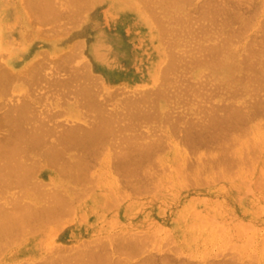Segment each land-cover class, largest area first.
I'll list each match as a JSON object with an SVG mask.
<instances>
[{
  "label": "rangeland",
  "instance_id": "374dc122",
  "mask_svg": "<svg viewBox=\"0 0 264 264\" xmlns=\"http://www.w3.org/2000/svg\"><path fill=\"white\" fill-rule=\"evenodd\" d=\"M2 1V8L9 11L12 18L10 17V19L5 21L2 49L0 50V52L4 53L5 56L10 55L12 52H14L17 66L20 71L26 70L32 64L35 65V62L37 61L43 62L44 64H46V66L42 69V72H44V74H46L48 78L50 76L55 77L59 75L55 78L50 77L51 79L71 78L74 75L71 72H74L73 70L75 67H78L77 71L78 73H81L83 70L87 69V67L84 66L86 62H90L91 60H94L96 62V59L94 58L83 56V51H85L84 49L86 47V44L90 43V41L92 40V38L90 37L86 40V36H88V34L95 35L96 33L104 29L113 28L115 30L116 27L111 26L115 24L116 20H119L118 18L114 17L115 14L119 12V10H129L128 12H130L131 14H143L141 15V17L145 16L143 18H147L146 20H148L149 23L146 26L150 29H154L155 33H157L155 41L151 43H155L158 48H161L164 51L167 60L169 59V57L168 52L166 51H169L171 49V52L174 51L173 53H177L178 51L180 54L182 52L181 56H183L184 51L186 53H184V55H188L193 51L197 55H199L200 53L203 54V52L207 50L206 48L208 47H206L205 49L202 47L204 49L202 50V48L200 49L199 47V43L200 45L202 43H206L209 45L210 42L214 44L218 39L219 46H221V43H224L222 42L221 38H224V34L227 35V32L224 29L228 27L231 29L232 27H234L231 30L229 29L231 33L232 30L236 29L237 25L239 26V24L245 23L246 18L247 20L244 24L246 26L240 25L244 30L246 27V32L244 30L243 32H241L242 34L238 32L239 38L237 36L238 34H235L237 38L235 39V37L232 36L231 38H234L232 39L234 41L232 42V40L230 39V43L228 42L230 46L228 45V47L226 45V51L229 50L226 53L224 51L225 55L228 56V61H225L226 63L234 60H236V62H241L243 60V57L247 53V48L245 46L247 44L248 47L251 38L253 37L252 40L254 41H251L253 45L251 44L252 46L249 48L257 47L256 42L258 41V39L256 40L255 36L264 35V32H262L264 26H261L262 24H264V21H261V19H264L262 18L264 17V0H251V3L249 4L248 2H250V0H236L234 4H229V6L231 7L234 6L233 8L236 7L235 9L230 8L234 12L235 10H237V4L240 6H238L239 10L237 11L239 13L240 11L243 12L240 13L241 18L240 16L237 17L240 18L238 19V22L233 24L235 21H232V24L236 26L230 24L231 27L230 25L227 26L224 24L223 18L225 15L221 17L218 16V14L217 16L219 18L217 19L219 20L221 18V23H223V26L225 25L224 29L219 27V23L221 20H214L215 24H213V26H216L212 28V23H210L209 20V17L211 19V15L208 14L209 17L207 14H205L204 16L201 15L202 13L200 10V3L201 1L204 2V0H201L200 2H198L199 0H192L187 1L186 3L183 2V4L180 2L182 4L180 5V7L177 5L180 4L179 2L177 3V0L176 2H169L170 5L169 3L167 5L169 7L162 6L161 3L164 4L163 0H160L159 3H153V0L149 5L153 7V11H151L152 8L148 6L143 7L141 5L142 3H140L139 0H89L83 10L77 14L71 13V10H73L71 9V6L74 7V5H70L69 9V4H67V7H64L66 6V2H63L64 0H55V3L57 4H55V6H58L61 9H58L57 7V10L61 12V16L58 15L57 17L45 23L37 22L27 18L28 14H25L24 12L25 6L23 5V1ZM56 1L62 2L65 5H58L60 3ZM221 1H227L228 3L230 0ZM203 2L201 3V5L203 4ZM158 4H160L159 7H157ZM197 4H199L198 6H200L199 9L198 7L197 9L195 8V5ZM124 6L126 7L125 10ZM162 8L164 9L163 11ZM165 9L169 11H166ZM62 10H64L65 12ZM159 10L161 11L160 13H158V15H161L160 17L156 13L159 12ZM198 12H200V14ZM152 13H156L155 15L159 17V21L158 19H155L157 17L151 15ZM251 13L255 15L253 16L251 15ZM246 14L248 16H246ZM198 15H201L202 17H205L207 15L206 18L208 17V19H201V16L198 17ZM171 17L176 19L172 20ZM179 17L182 18V20L179 19ZM254 17L255 20L253 19ZM161 18H166L164 22L165 25H161L160 21H164V19ZM168 18L172 22H170ZM237 18L234 20L237 21ZM188 19H190L191 21ZM154 20H157L158 23ZM207 20L209 21L207 22ZM240 20H243L244 22L242 21L241 23ZM217 21L219 22L218 24L216 23ZM167 22L170 23L168 24ZM260 22L262 23L260 24ZM205 23H210L211 25L209 24V26H212L210 27L211 29ZM221 23L220 26H222ZM158 24H160L161 27H166H162L163 30H167L169 27H173L170 30L168 29L169 32L167 31L166 34L162 32V34H165L163 35L166 36V40L164 37H162L163 35L161 34L160 30L162 28L159 29ZM203 24L206 26V29L209 28L213 32L208 29L207 31H204L205 28H201ZM248 25L250 28L247 27ZM260 26L262 28H260ZM174 27L175 31L180 30V33L178 31L177 34V32L173 30ZM239 28L241 29V27ZM214 29L216 31H214ZM222 29L225 33L222 32ZM171 30H173L174 32H172ZM217 30L222 32L221 33L218 31L221 35L218 34ZM237 30H235L234 32H237ZM214 32L217 33L218 36L220 35L221 38L219 36L215 39L216 34ZM172 36L175 38V40L172 38ZM258 36L256 38H258ZM167 37H169L170 41H172V39L174 40V45H172V42L168 41L169 44L171 43V47L169 46L171 49L167 48L169 45L168 43H166ZM209 38H211L212 40ZM218 42H216V44ZM247 42H249V44ZM57 43H64V46L62 48H58ZM211 43L210 45L212 46L213 44ZM203 44L201 46L205 47L206 44ZM195 46H198L199 48H196ZM184 48L188 50L190 48L191 49L188 51ZM197 49L200 51H198ZM68 51L72 52L73 57L70 58V60L64 62L65 68L60 69L55 67L56 65L54 64L56 63L53 60L58 59L60 55ZM20 53H22L21 58L18 57ZM230 53H236V55H231ZM242 53L244 55H242ZM261 54V58L264 59V53ZM167 60L163 61V64ZM188 67L186 68L187 70L185 69V71L183 68H181V71L183 70L182 74H184V80L182 78V74H180V80H178L177 74H179V72L181 73V71H178V73L175 74L177 80H172L171 83L168 82V87H171L172 85L186 86V84L188 85L192 81L196 85H199L198 83L201 81L200 79H202V81L204 80L202 83L203 86L204 84H206L204 88H207H205L206 90L204 88V90L202 89L203 93L194 94V90L189 89L187 94L181 92L182 96H179V94L177 96L172 95L173 97L168 96L169 98L166 97L167 99L165 97L160 98L162 103L164 104L163 110L166 109L167 111L171 110V112H175L174 114H170L169 112V114L173 116V120H175V118L177 117V113H180L178 116H183V118L178 121L177 127L179 125L180 126L176 129V131L173 132V130L170 128V122H168L169 126L167 125L166 121L164 124L160 122L161 125H158V119L156 121L155 118H149L148 121L144 119V121H140V123L138 122V124L136 125V128L138 127V129L143 130V132H139H142L143 135L148 133L146 134V136H149V138L151 139L153 137L155 138L156 136L158 137V134L160 132V136L163 133V139L164 136H166V139H164L166 142L163 149H158L157 154L156 152H153L150 160H148L145 164L143 163L144 165L142 164V168H138V171L136 170L134 172L136 174H132V178H130L131 174L127 175L128 177L130 176V179H127V176L125 178L124 176L121 178L122 175H119L120 173L117 172L120 170H115L113 166L110 165L112 163L110 161H113L115 159L114 155H117L116 153L120 149L119 146L118 148L117 146H115L117 145V143H119L117 142L119 138L114 141L111 140L112 143L116 142L115 145H113L112 143L104 145V148L100 152L102 154L99 153V156H96V166H93L94 168L92 167L91 171L89 170L90 175L88 176V178H90L91 176L95 177L94 179L96 181H93L91 178L89 179L90 182L89 180H85L86 184L84 185L87 187H85L83 184L82 187L79 186V184H71L72 186H77L76 188H78L79 193L83 192V195H86L87 192L88 195L80 196L79 194L77 198H74L75 201L71 205H73L74 207H72L75 209L70 207V211L61 217V221L56 223L50 222L49 225L42 226V228H40V230H37V232L23 236L21 240L19 239V241L16 240L14 242L6 244L7 246L3 247V249H5L2 252L0 249V264H20L22 262L23 264L25 262L28 263V261L26 260L27 257L25 256V248H31L38 245L39 247L43 246L41 248L45 250V245L49 244H47L45 240H48L49 235L50 239L48 240V242L52 241L54 245L60 244L71 247V245L75 246L85 242L96 241V244L98 246L103 245L102 241L104 242V240H107V243L111 242L110 240L116 237L117 233L119 235V231L120 236H123V233H125V231L126 234H130V232L133 233V231H140L138 234H142L141 232H143L142 238L141 235H138L139 241H141L142 239L143 241H141V243L144 242V247L142 246L143 249L141 248L142 252L140 251V249L139 251L137 250L136 254L118 253L116 255L115 252H111L112 254L110 253L113 258L119 256L126 263H135L146 256L148 257L151 254H156V256L158 257V255L160 254L164 255V253H169L170 256H172L173 254L175 257L172 256V258H177V261L179 260V258L180 260L182 259V262L179 263H176V260L174 259L176 264H184L186 260L189 261V264H210V262L213 264L214 262L219 263V261L221 262L222 260H228L227 262L229 263L230 258V262H233L232 260H235L233 262H236L235 264H264V114H262L264 112L260 110L261 115L259 114L256 115L255 118L253 117L252 119L254 120H250V122L248 121V125H240L243 126L244 129L238 126L239 129L237 127V129L234 128V132L231 129V133L229 130L226 134L224 133V135H222L221 133L220 137L215 138V140L217 141L213 140L211 142L209 140L210 142H207L204 145L202 144L200 146L198 145L200 143H194V145H192V142L186 143V141L184 142V140H180V135L184 134V132L186 131L184 129V121L182 122V120L192 118V121L199 123L201 121L199 117L202 118L203 115L202 111L204 105L206 106L208 104L209 106V104L211 105L213 103H220L224 100L228 101L229 97L227 96L228 93L226 92V89L228 87V89H230L234 84L232 80H227L228 77H226V72L223 71V67L221 65H217L212 68L211 65H207V62H201L200 64L198 62L196 64L189 63ZM47 72H49L50 74H48ZM89 72H91V74L93 75L92 78L94 80V87L96 89V93L99 95L97 97L100 100H105V98L102 97L103 95H101L102 93H104V95L107 94L105 87L110 91L115 90L117 92L115 96L116 98H118L116 99L117 104L122 95H125L122 91H126V94L129 92L133 94V92L131 91H134V89L136 90V88H133L136 86L135 81L130 82V85L125 84V82L121 79H114L112 80V82H108V80H104L105 77H103V74H101L96 69H91L90 67ZM232 72H234V75H240V72H237L235 70H233ZM160 78H158L159 80L157 81L156 85L161 82L160 80L162 79ZM212 78L213 80H211ZM82 79L83 78H79L78 81L80 82V80ZM197 79L199 80V82H197ZM206 79L207 81H205ZM71 80H67L68 83H71L73 81ZM187 80L188 82L186 83ZM76 81L77 80H74L73 84H75ZM229 82L231 86L229 85ZM181 83L183 84L181 85ZM45 85L46 84L43 82L39 86H37L34 82L28 83L24 82L23 80H19L16 81L15 86L19 87L20 89L19 91H15V95H17L18 98L22 97L24 93H27L31 98H33V96H40L36 98V100L38 101H36L35 103L36 107H38V110H42L43 108L51 109L52 107L54 108L51 109L52 111L60 109L58 110V112L61 111L62 114L58 113L57 111L54 112L61 114L56 118L64 123H67L68 120L70 123H74L75 121L78 123H83L88 119V116L86 114H83V110H85V108L78 106V102L74 99L75 95H72V92H70L71 94H66L65 98L64 96L63 98H61L62 94L59 92L58 95L57 93L60 90H58L57 92L54 90L51 91L46 89ZM167 85L165 84V86ZM215 85H217V87L218 85L220 86L217 88L218 90L220 88V91L217 93L215 92L216 90L213 89V87L216 88ZM173 86L170 88L171 90L167 87L170 92L174 90ZM222 87H224V89ZM24 88L25 90H23ZM69 88H71V86ZM222 89L226 94H224ZM66 90L67 89H65V91ZM168 90L167 92L169 94L170 92ZM11 92L12 91L10 89V91L6 93L5 98H9ZM262 92H264V88L261 89V92L259 91V98L264 100V96H261L264 95L262 94ZM171 93L169 95H171ZM209 93L211 94L209 95ZM249 94L250 93L240 94L236 96L237 98H230L229 100H232L234 102L236 99V103L243 102V104H245V101L243 100H253V98ZM223 97L224 100H221ZM172 98H174V100ZM111 100H109V102H105V107L107 105V109L109 110L112 108H115L113 110L119 109L120 106H118L117 104H115L116 107L118 106L117 108L112 106L115 100L114 102ZM202 103L205 104L201 105ZM169 106L171 109L169 108ZM200 109H202V111ZM86 112L88 111L86 110ZM184 112L189 115H186ZM155 124H157L160 128V130L158 127L156 128V132H158V130L160 131L157 134L156 132H153L155 128L153 129V131L151 130L153 126H157H155ZM189 128L188 129L190 131L193 129H191V126ZM240 128H242V130H240ZM146 129L148 130L146 131ZM150 130L152 134H150ZM127 131H129L128 133L131 134L132 130L131 128L130 130L126 129L124 131L125 134H128ZM244 131L245 134L240 135L242 134L241 132L244 133ZM173 135L175 137H173ZM115 138L116 136H114L113 139ZM146 139H148V137L143 140L145 141ZM220 141H222V143ZM236 141L240 143L238 144L236 143ZM234 142L235 145L232 146L231 144H234ZM222 146L225 148L228 147L229 150L231 149V151L235 155H231L228 148L226 153L225 148H223ZM114 147L117 150H115ZM220 149H224V152ZM112 155L114 156V158ZM153 155H155V157H153ZM152 158H155V161ZM149 163H152L151 165L153 166L146 165ZM144 168L146 171L144 170ZM45 169L48 171L47 173H45L46 177H43L44 175H41L42 173L39 175V177H42V180L49 181V176L56 175L57 171L51 167H47ZM95 173L96 175H94ZM134 176H136V178ZM91 181H93V183ZM88 185H90L89 187L93 185L92 189L90 188L89 190ZM130 185L133 186V188H135V186H138L140 190L137 188L135 189L139 191V194L135 189H132ZM127 186L130 187L127 188ZM80 187L81 189H79ZM86 188H88V191L84 190ZM130 189L135 190L136 193ZM51 229L53 230L50 231ZM44 231H47V233L45 232L46 234H48L49 232L50 233L47 237H43L44 240L42 241L41 236ZM51 234L53 235L51 236ZM110 236H113L111 237L112 239L109 238ZM146 236H148L147 238H149L150 240L147 239ZM38 239L40 240L37 241ZM53 243L50 242V245H53ZM138 252L139 254H137Z\"/></svg>",
  "mask_w": 264,
  "mask_h": 264
},
{
  "label": "bare ground",
  "instance_id": "6f19581e",
  "mask_svg": "<svg viewBox=\"0 0 264 264\" xmlns=\"http://www.w3.org/2000/svg\"><path fill=\"white\" fill-rule=\"evenodd\" d=\"M21 1H23V5L25 6V7L23 6L25 8L24 9L25 14H28L27 18L32 19L34 21L45 23L57 17L58 15L61 16L60 15L61 12L57 10L58 6L57 7L55 6L56 4L55 0H21ZM59 1H56V2H59ZM88 1L89 0H64L63 2L64 3L66 2V6L64 7H67L68 6L67 4H69V7H68L69 9H70V5H74V7L71 6V9H73L71 10L72 11L71 13L77 14L83 10V8L85 7ZM139 1L140 3H142L141 5L143 7L148 6L152 8L151 11H153V7L149 6L153 0H139ZM159 1L160 0H154L153 3L155 2L159 3ZM172 1L176 2V0H163L164 4L163 3L161 4L163 7H166L168 3ZM187 1H192V0H177V3L181 2L183 4V2L186 3ZM200 1L201 0H199L198 2ZM235 1L236 0H232V1L230 0L227 3V1H221V0H217V1L216 0H207V1L204 0V2L201 1V3L203 2L202 5L200 3L201 7L198 6L199 4H197L195 5V8L197 9L198 7L199 9L200 7V10L202 13L201 15L203 16L205 14L211 15V19L209 15L208 17H209L210 23H212V26L213 24H215L214 20L219 18L218 16L223 17L224 15L225 16L223 18L224 19L223 22L225 25L229 26L230 24L233 25L236 22H238V19L241 18L240 13L243 12V11H240L239 13L237 11L239 10L238 4H237V10H235V12L232 9H235L236 7L233 8L234 6L233 7L229 6V4H234ZM59 3L60 4L58 5H61V6L65 5L62 2H59ZM181 3L177 5L180 7V5H182ZM249 3H251V0L250 2H248V4ZM2 4H3V1L0 0V50L2 49V42H3L2 39H3V34H4L3 30L5 27V21L10 19L11 17L10 12L2 8ZM159 5L160 4H158L157 7H159ZM125 8L126 7L124 6V10ZM58 9H60V7H58ZM163 10L164 9L162 8V11ZM128 11L129 10L127 11L119 10V12L115 14L114 17L119 19V20H116L115 24L111 26V27L115 26L116 27L115 30L113 28L104 29L96 33L95 35L88 34V36H86V40L89 37L92 38V40L90 41V43L86 44V47L84 49L85 51H83L84 52L83 56L84 57L89 56L90 58H94L96 59V62L94 60H91L90 62L89 61L86 62L84 66H86L87 69L83 70L81 73H78L77 71L78 67H75L73 70L74 72H71L72 74H74L73 77L71 78L53 79L59 76V75L55 76L56 75L55 74L54 75L55 77L50 76L53 78L51 79L49 77L50 78L49 79L47 75L44 74V72H42V69L46 66V64L40 61L35 62V65L32 64L26 70L20 71V69L17 66L14 52L6 56L4 53L0 52V249H1V252L5 249V248L3 249V247L7 246L6 244H9L10 242H14L16 240L19 241V239L21 240L23 236L33 234L34 232H37V230H40L42 226L49 225L50 222L56 223V222L61 221L62 219L61 217L70 211V207L71 208L74 207L73 205H71L75 201L74 198H77L79 194L80 196L85 195V194L83 195V192L79 193L78 188H76L77 186H72L71 184H76V185L79 184V186L82 187V184L83 185L86 184L85 180H89L90 178L93 181L95 180L94 179L95 177H92V176L88 178V176L90 175L89 170L91 171V168L93 166H96V156H99L98 154L102 151V149L104 148V145L108 143L109 144L112 143L111 140L114 141L119 138L117 140V142H119L117 143V145H115L116 142L112 143L113 145L117 146V148L119 146L120 149L117 151L116 153L117 155H114L115 159L114 160L112 159L113 161H110L113 163V164L111 163L110 165L113 166L115 170L116 169L120 170L117 172L120 173L119 175H122L121 178L123 176L125 178L129 174H131V177L130 176L129 177L132 178L133 177L132 174H136L134 172L136 170L138 171V168L141 169L142 166L145 163H147L148 160H150V157L152 156L153 152L154 153L156 152L157 154L158 149H161V148L163 149V147L165 146V142H166L164 140L166 139L165 138L166 136H164V139L162 137L164 135L163 133H162L163 135L161 134L160 136L161 132L159 131L160 128L158 127V125H161L160 122L164 124L166 121L167 125L169 126L168 122H170L171 124L170 128L173 130V132H175L176 129L180 126L179 125L177 127L178 121H180L183 118V116L180 115L181 116L180 117L178 116L180 113L179 114L177 113V117L175 118V120H173L172 119L173 116L170 115L173 113V111L172 112L171 110L167 111L166 109L163 110L164 104L162 103L160 98H163V97L166 98L172 95L177 96L179 94H180L179 96H182L181 92L184 94H187L189 89L194 90V94L203 93L202 89L206 85L204 84L203 86L202 83L204 80L202 81V79H200L202 81V82L200 81L201 83L197 79L198 80L197 82H199L198 83L199 85H196L193 81L190 83L191 84L194 83V84L191 85L189 83L187 85L186 84L188 82L187 80L186 83H184L186 84V86L182 85L183 83H181L182 86L175 85L177 86L175 87L172 85L174 88V90L171 91L172 93L168 90V88L170 89L172 87V86L168 87L167 85L168 82L171 83L172 80L176 81L177 78L178 80H180L179 79V77L181 76L180 74H182L183 72V70L181 71V68H183L185 71V69L189 66V63L196 64L199 62L200 64L201 62H207V65L208 64L211 65L212 68L217 65H221L223 67V71L226 72V77H228L227 80H232V82L234 83L230 89H228L229 87L227 89L225 88L226 92L228 93L227 96L229 97V99L237 98L236 96L240 94L250 93L249 95L253 98V100L249 101L247 97L245 98L247 100H243L245 101V104H243V102L236 103V99L234 102L229 99L228 101H225L223 97L221 100H224V101L220 103H213L211 105L209 104V106L208 104L205 106L204 105L205 103L204 104L202 103L201 105H204V108H203V111L202 109L200 110L203 112V115H202V118L198 116L201 120V121L199 120L200 121L199 123L192 121V118L182 120V122L184 121L183 122V124H185L184 129L186 131L184 132V134L180 135V140H184V142L186 141V143L192 142V145H194V143H197V144L200 143L198 145L201 146L202 144L204 145L207 142H210V141L212 142L213 140H215V138L220 137L221 133L222 135H224V133L226 134L228 130L229 131L231 129L233 130L236 127L238 128V126L243 128V126H240V125H243V124L248 125L250 120H254L252 119L253 117L255 118V116L259 115L261 111L264 112V110H262L264 109V100L259 98L260 97L259 91L261 92V89L264 88V59H262L260 56L262 55L261 53H264V35L262 36L259 35L260 39L258 35H257L258 38H256L257 36H255V39L256 40L258 39V41L256 42L257 47L249 48L253 45L251 42V41H254L252 40L253 37L251 38L250 44L249 42H247L249 44L248 47H247V44L246 46L244 45L247 48L246 49L247 53L244 57L242 56L243 60L241 62H236V60L227 62V63L225 62V61H228L227 60L228 56L225 55V53L229 51L228 48H227L228 51H226V47L229 45L228 42L230 43V39L231 40L234 39V38H231L232 36L235 37V39L237 38V36L239 38V33L243 32L244 29L240 25L246 26L244 25L247 20L245 16H244L246 18L245 23L243 24L238 23L239 26L237 25L236 29L232 30L233 32L231 31V33H230V30L234 27H232L231 29L229 27L224 29L225 25L223 26V23H221L222 22L221 18L219 20H221L220 23L223 27L220 26V23L218 22L219 20L217 19L218 21L216 23L217 24L219 23V27L223 28L227 32V35L224 34L225 35L224 36L225 39H224L223 37L221 38L220 36L221 34L219 32L221 31L217 30V32L219 31L218 34H220L219 36L222 42L224 43H221L222 45L219 46L218 39L215 41L214 43L215 45L210 42L211 44H213L212 46L210 45L209 42H208L209 45L206 43H205L206 45L202 43L203 45H205V47L201 46L202 44L200 45L199 43L200 49L202 47L204 49L208 47L206 48L207 50H205L206 52L204 51L203 54L198 53L199 55H197L193 51L190 54L187 53L188 55H184L185 53L184 51L183 56H181L182 52L180 54L178 51L177 53H173L174 51L171 52L172 50L170 48L171 43L169 44V42H172L173 43L172 45H174L175 36L174 35H173L174 37L172 36V38L174 39V40L172 39V41H170L169 37H167L166 43L169 44V45L167 44L168 45L167 48L171 49L169 51H166L168 52V57H169V59L167 60L166 54H164V51L161 48H158V46L155 43L154 44L151 43L155 41L157 33H155L154 29L152 28L150 29L146 26L149 23V21L146 20L147 18H143L145 16L141 17V15L143 14L135 15L133 13L131 14ZM166 11H169V10H166ZM160 12H161L160 10L159 12H156L157 15ZM156 13L154 14L152 13L151 15H154L155 17H157L155 19H158L161 15H158L159 16L158 17L155 15ZM198 13L200 14V12ZM251 15L253 14L251 13ZM162 16H163V13H162ZM200 16L198 15V17ZM206 16L205 17L201 16V19L202 18L205 19ZM238 16H240V18H237ZM246 16L248 15L246 14ZM208 17L206 19H208ZM171 18L172 20L176 19L173 17ZM236 18H237V21L234 20ZM161 19H164V18H161ZM165 19L164 21L162 20L163 23L162 21H160L161 25H165L164 23ZM179 19L182 20V18L180 17ZM253 19L255 20V17ZM209 20H207V22ZM154 21L158 23L159 19L158 21L157 20H154ZM169 21L172 22L170 19ZM232 21L233 22L235 21V22L233 23ZM242 21L240 20L241 23ZM261 21H264V19H261ZM261 23L262 22H260V24ZM209 24H206V25H208L209 28L212 27V26H209ZM161 25L158 24L159 29L163 27V26L161 27ZM214 26L212 28H214ZM233 26H236V25H233ZM261 26H264V24H262ZM261 26L260 28H262ZM202 27L205 28L206 26L203 24L201 28ZM239 27H241L242 30ZM247 27H249V25ZM163 28H166V27H163ZM163 28L160 29L161 34L162 32L166 34L167 31L169 32V30L173 27L171 28L167 27L169 30L164 29L166 31H164ZM179 28H182V27H179ZM209 28L207 29L210 30L211 28L210 29ZM207 29L205 28L204 31H207ZM173 30L175 31V27ZM173 30L171 31L174 32ZM224 30L222 31L223 33H225ZM235 30H237V32H234ZM246 30L247 29L245 27L244 31L246 32ZM178 31L180 33V30H176L175 32H177L178 34ZM214 31L216 30L214 29ZM262 32H264V29H262ZM233 33L234 35L235 34L236 35L238 34V35L234 36ZM215 34H216L215 36V39H216L219 36L217 35V33ZM164 35L162 37L165 38L166 36ZM149 36H150L151 41L149 39ZM233 41L234 40H232V42ZM216 42L218 43L216 44ZM57 45H58L57 46L58 48H62L64 46V43H57ZM203 48L202 50H204ZM230 54L236 55V53L234 54L230 53ZM242 55L244 54L242 53ZM21 56H22V53L18 55L19 58H21ZM72 57H73L72 52L68 51L66 53H63L62 55H60V57H58V59L53 60L56 63L54 64L56 65L55 67L60 68V69L65 68L64 62L70 60V58ZM165 60L167 61L163 64V61ZM90 67L91 69H96L101 74H103V77H105L104 80H108V82H112V80L114 79H121L125 82V84L130 85V82L135 81L136 86L133 88H136V90L134 89V91L133 90L131 91L129 89L131 92H133V94L130 92L126 94V91H122L124 92L125 95H122V97L119 99V102L117 104L116 99L118 98L115 97L117 92L115 90H114L115 92L110 91L108 90V88L105 87L107 94L106 93H105L106 95H104V93L101 94L103 95L102 97L105 98V100H100L97 97L99 95L96 93V89L94 87V80L92 78L93 75L91 74V72H89ZM233 70L240 72V75H237V74L234 75V72H232ZM178 71H181V73L179 72V74H177ZM221 71H222V68H221ZM47 73L50 74L49 72ZM175 74H177L178 76L177 78ZM183 77H184V74H182V78ZM79 78L80 79L83 78V79L80 80L79 82L78 81ZM158 78L162 80H160L161 82H159V84L156 85L157 81L159 80ZM69 79L70 80L72 79L73 81L74 80H77V81L75 84H73L72 80H71L72 81L71 83L70 82L68 83ZM19 80H23L24 82H28V83L34 82L36 83L37 86H39L43 82L46 84L45 88L48 90H51V91L54 90L56 92L60 90L57 93L58 95H59V92L62 94V95L60 94L62 96L61 98H63V96L65 98L66 94L68 95L70 92H72V95L74 94L75 98L73 96L72 97L78 102V106L85 108V110H83L84 113L82 112L83 114H86L88 116V119L85 120L86 122L82 120L84 121L83 123L85 124H83L82 122L78 123L76 121L74 123H70L69 120L67 122L69 124L59 121V119H57L56 117L62 114L61 111L58 112V110L60 109L54 110V111H57L58 113H61V114H58L52 111L51 109L53 107L51 109L43 108L42 110H38V107H36L35 103L36 101H38L36 100V98L40 96L38 97L33 96V98H31L29 97L27 93H24L22 97L18 98L17 95H15V91L16 90L19 91L20 88L15 86V84H16V81H19ZM211 80H213V78ZM225 80H224V83H225ZM205 81H207V79ZM165 84L167 86H165ZM69 85L71 86V88H69L70 87ZM229 85H230V82H229ZM215 86L216 88L213 87V89L216 90L215 92L217 93L220 91V88L219 90L217 89L220 86L219 85L218 87L217 85ZM222 88L224 89V87ZM10 89L12 91L10 94V97L5 98L6 93L9 92ZM65 89L67 90L65 91ZM200 89H201V92H200ZM23 90H25V88ZM167 90L171 93V95H169L170 93L168 94ZM128 94H131V95H128ZM210 94L211 93H209V95ZM224 94L226 93L224 92ZM262 94H264V92H262ZM261 96H264V95H261ZM205 98H206V95H205ZM172 99L174 100V98ZM109 100L113 102L115 100L114 104L112 102L113 104L112 106L116 107L115 104H117L118 106H120L119 109H116V110H113L115 108H112L110 110L107 109V105L105 107V104H106L105 102L106 101L109 102ZM86 110L88 112H86ZM186 115H189V114H186ZM149 118L150 119L155 118L156 121L158 119V122H159L157 123L158 125L155 124V126L156 125L157 126L156 127L153 126L151 130L153 131V129L155 128L153 132H156V128L158 127L159 128L158 132L160 133L158 134V137L156 136L155 138L153 137L152 139L149 138V136H146V134L148 133L145 132L146 134L143 135L142 134L143 130L138 129V127L136 128V125L138 124V122L140 123V121H144V119L148 121ZM190 126H191V129L193 128L191 131L189 130ZM130 128L133 132L131 131V134H129L128 133L129 131H127L128 134H125L124 131L126 129L130 130ZM242 128H240V130H242ZM147 130L148 129H146V131ZM151 130L149 131L150 134H152ZM139 131H142V132H139ZM245 131L244 133L241 132L242 134L240 135L245 134ZM158 132H156V134ZM171 134H172V131H171ZM114 136H116L115 139H113ZM147 137L148 139L144 141L143 139ZM173 137L175 136L173 135ZM220 142L222 143V141ZM236 143L239 144L240 142L236 141ZM231 145L232 146L235 145V142L234 144L232 143ZM227 148H225L226 153H227ZM106 150H107V146H106ZM221 151L224 152V149H222ZM229 151L231 155L234 154L231 151V149ZM153 157H155V155H153ZM153 160L155 161V158ZM151 164L152 163H149L146 165H151ZM47 167H51L57 171L56 175H51L52 177L49 176V181L42 180V177H39L41 173H42L41 175H44L43 177H46L45 173H47L48 171L45 168ZM94 175H96V173ZM129 177L127 176L126 178L128 179ZM134 177L136 178V176ZM93 181L91 182L93 183ZM89 186L90 185H88V187ZM92 186L89 187V190L90 188L92 189ZM81 187L79 189H81ZM129 187L127 186V188ZM131 187L132 189H135V188L139 189L138 186H135V188H133V186ZM137 189L135 190L137 191ZM84 190L88 191V188ZM135 190H132V191L135 192ZM138 192L139 191H137V193ZM87 195L88 194L86 192L85 196ZM52 230L53 229H51L50 231ZM47 231H44L43 234L40 233L42 234L41 236L42 241L44 240L43 237H47L48 234L50 233L49 232L48 234H46ZM136 232L137 231H133V233L130 232V234H126V231H125V233H123L124 235L120 236V231H119V235L117 233L119 237L116 235V237L112 239L111 237L113 236H110L109 238L112 239L110 240L111 242L107 243V240H104V242L105 241L106 242L104 243L102 241L103 245L97 246L96 241L95 242L90 241V242H85V243L75 245V246L71 245V247L56 244V243H55L56 245H54L52 241L50 242L53 243V245H50V242H48V240L50 239L49 237L50 235H49L48 240H45L47 244L49 243L48 244L49 246L45 245V250L41 248L43 246L39 247L38 245L31 247V248H28V247L25 248V251H26L25 256L27 257L26 260L28 261V263L25 262L24 264H176L177 262L178 263L182 262V259L180 260L179 258V260L177 261L176 260L177 258H172V256L174 255L172 254V256H170L169 253H164V255L160 254L161 256L158 255V257L156 256V254L155 255L151 254L148 257L146 256L135 263H126L119 256H117L118 258L117 257L113 258L111 255L112 254L111 252H115L116 255L118 253H122V254L123 253L125 254L135 253L136 254L137 250L139 251L141 248L143 249L144 242L141 243V241L143 240L141 239V241H139V238H138V235H141V238H142L143 232H141L142 234H138L140 231L137 233ZM52 235L53 234H51V236ZM147 237L148 236H146V238ZM39 240L40 239H38L37 241ZM142 249L140 250L141 252H142ZM137 254H139V252ZM174 259L176 260V263ZM222 261L221 262L219 261V263L214 262L213 264H235L236 263V262L233 263L235 260H232L233 262H230L231 258L229 260V263L227 262L228 260L227 261L224 260L223 262ZM185 263L189 264V261L186 260ZM20 264H23V262ZM210 264L212 263L210 262Z\"/></svg>",
  "mask_w": 264,
  "mask_h": 264
}]
</instances>
